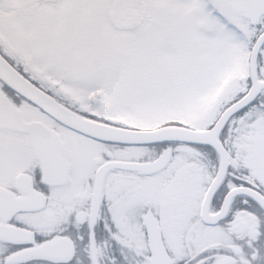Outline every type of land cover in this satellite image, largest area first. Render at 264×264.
<instances>
[{"label": "snow or ice", "instance_id": "1", "mask_svg": "<svg viewBox=\"0 0 264 264\" xmlns=\"http://www.w3.org/2000/svg\"><path fill=\"white\" fill-rule=\"evenodd\" d=\"M0 264H264V0H0Z\"/></svg>", "mask_w": 264, "mask_h": 264}]
</instances>
